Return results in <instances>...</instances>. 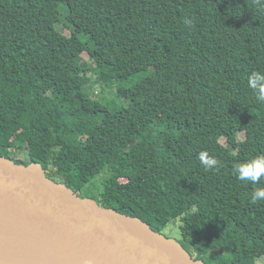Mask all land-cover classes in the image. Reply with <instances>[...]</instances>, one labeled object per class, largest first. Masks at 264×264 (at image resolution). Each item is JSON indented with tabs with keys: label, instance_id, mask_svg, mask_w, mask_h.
<instances>
[{
	"label": "trees",
	"instance_id": "trees-1",
	"mask_svg": "<svg viewBox=\"0 0 264 264\" xmlns=\"http://www.w3.org/2000/svg\"><path fill=\"white\" fill-rule=\"evenodd\" d=\"M253 72L264 0H0V154L156 232L181 217L196 260L264 264V178L237 173L264 154Z\"/></svg>",
	"mask_w": 264,
	"mask_h": 264
},
{
	"label": "water",
	"instance_id": "water-1",
	"mask_svg": "<svg viewBox=\"0 0 264 264\" xmlns=\"http://www.w3.org/2000/svg\"><path fill=\"white\" fill-rule=\"evenodd\" d=\"M42 167L0 154V264H208L143 220L79 197Z\"/></svg>",
	"mask_w": 264,
	"mask_h": 264
},
{
	"label": "clouds",
	"instance_id": "clouds-1",
	"mask_svg": "<svg viewBox=\"0 0 264 264\" xmlns=\"http://www.w3.org/2000/svg\"><path fill=\"white\" fill-rule=\"evenodd\" d=\"M249 87L256 93L259 101H264V72H253L249 77ZM199 160L207 169H212L219 165L215 156L207 151L199 154ZM238 179L242 182L259 184L264 178V154H260L242 164L237 168ZM264 201V186L256 188L251 194L253 204Z\"/></svg>",
	"mask_w": 264,
	"mask_h": 264
},
{
	"label": "rangeland",
	"instance_id": "rangeland-1",
	"mask_svg": "<svg viewBox=\"0 0 264 264\" xmlns=\"http://www.w3.org/2000/svg\"><path fill=\"white\" fill-rule=\"evenodd\" d=\"M112 88H114V86L108 87L105 86V89L107 90H111ZM115 89V88H114ZM101 86L100 87H96L94 89V96L95 97H99L101 99L105 98V97H110L108 91L104 92L101 94ZM101 94V95H100ZM100 95V96H99ZM12 157L22 161L24 165H28V166H41L39 164V159L38 156L36 154L27 152L25 150L22 149H15L12 151ZM104 177V174L100 175L98 178L95 179V183H99L101 181V178ZM182 225V221H181V217H178L177 219L173 220L172 222H170L168 224V226L163 230L162 234L172 240H174L177 243H180L182 241V233H181V227Z\"/></svg>",
	"mask_w": 264,
	"mask_h": 264
},
{
	"label": "bare ground",
	"instance_id": "bare-ground-1",
	"mask_svg": "<svg viewBox=\"0 0 264 264\" xmlns=\"http://www.w3.org/2000/svg\"><path fill=\"white\" fill-rule=\"evenodd\" d=\"M4 255V253L0 252V256ZM5 257H8L7 255H5ZM23 258H26V256H24Z\"/></svg>",
	"mask_w": 264,
	"mask_h": 264
}]
</instances>
